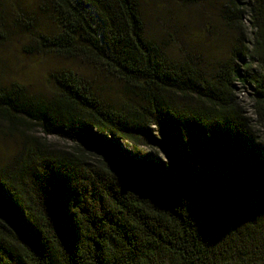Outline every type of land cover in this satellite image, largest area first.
<instances>
[{
    "label": "trees",
    "instance_id": "trees-1",
    "mask_svg": "<svg viewBox=\"0 0 264 264\" xmlns=\"http://www.w3.org/2000/svg\"><path fill=\"white\" fill-rule=\"evenodd\" d=\"M4 3V32L94 74L0 84V134L20 139L0 160V264H264V0H224L213 60L173 56L142 0H40L54 31Z\"/></svg>",
    "mask_w": 264,
    "mask_h": 264
},
{
    "label": "rangeland",
    "instance_id": "rangeland-1",
    "mask_svg": "<svg viewBox=\"0 0 264 264\" xmlns=\"http://www.w3.org/2000/svg\"><path fill=\"white\" fill-rule=\"evenodd\" d=\"M223 4L224 0H205L188 5L174 0H142V9L148 34L164 41L173 56L178 57L182 51L191 50L213 60L227 55L234 36L219 18ZM4 5L35 13L39 18V29H56L50 14L39 12L40 0H5ZM242 30L247 38L253 37L247 15L241 22ZM2 31L4 27L1 26L0 84L18 81L33 89L47 91L50 87L48 79L55 71L73 69L87 75L94 74L93 68L80 59H67L30 47L32 36L26 29L17 28L14 24L7 28L3 36ZM239 89L240 99L251 110L249 90L242 86ZM117 90L111 86L108 93L117 96ZM18 144L20 139L16 136L0 134V160L4 161L12 154Z\"/></svg>",
    "mask_w": 264,
    "mask_h": 264
}]
</instances>
